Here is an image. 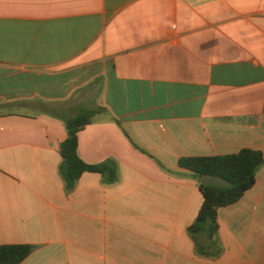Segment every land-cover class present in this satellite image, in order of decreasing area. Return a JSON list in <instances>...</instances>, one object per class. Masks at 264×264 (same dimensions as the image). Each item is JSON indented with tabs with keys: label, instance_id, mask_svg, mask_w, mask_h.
<instances>
[{
	"label": "crops",
	"instance_id": "obj_1",
	"mask_svg": "<svg viewBox=\"0 0 264 264\" xmlns=\"http://www.w3.org/2000/svg\"><path fill=\"white\" fill-rule=\"evenodd\" d=\"M87 164L60 174L66 121ZM264 155V0H0V246L21 264H264V165L194 237L184 158Z\"/></svg>",
	"mask_w": 264,
	"mask_h": 264
},
{
	"label": "trees",
	"instance_id": "obj_2",
	"mask_svg": "<svg viewBox=\"0 0 264 264\" xmlns=\"http://www.w3.org/2000/svg\"><path fill=\"white\" fill-rule=\"evenodd\" d=\"M97 114V111H88L66 121L68 135L60 146V174L69 193L74 190L84 173L100 174L106 184H113L118 180V166L114 161L90 165L78 155L79 133L92 123ZM263 165L264 155L249 149L226 156L181 159L179 167L192 173L204 198L198 217L189 228L191 235L194 237L205 232L213 238L219 228V209L237 203L255 185L257 172ZM207 174L221 176L230 185L216 187L201 184L202 177ZM34 250L33 245H2L0 264H21Z\"/></svg>",
	"mask_w": 264,
	"mask_h": 264
},
{
	"label": "water",
	"instance_id": "obj_3",
	"mask_svg": "<svg viewBox=\"0 0 264 264\" xmlns=\"http://www.w3.org/2000/svg\"><path fill=\"white\" fill-rule=\"evenodd\" d=\"M201 184L212 185L216 187H227L230 185V183L225 178L210 174L204 175L202 177Z\"/></svg>",
	"mask_w": 264,
	"mask_h": 264
}]
</instances>
